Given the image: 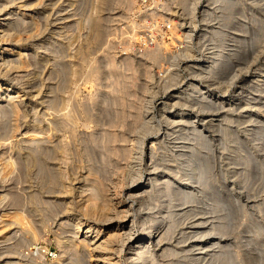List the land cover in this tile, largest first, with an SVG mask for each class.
Here are the masks:
<instances>
[{"label":"rangeland","instance_id":"374dc122","mask_svg":"<svg viewBox=\"0 0 264 264\" xmlns=\"http://www.w3.org/2000/svg\"><path fill=\"white\" fill-rule=\"evenodd\" d=\"M186 2V7H184L181 1L176 0V2H173V8L182 13L188 29H174L172 38L167 36L160 38L157 45H162L163 58L154 60L151 56H148V49L142 53L129 47V29H120L132 11L134 0H0V21L3 16L11 15L4 23H0V29H10L12 27L13 31L19 33V37L11 38L14 40L13 42L19 41L20 45L25 48L22 50L27 53L26 59L28 63L30 62L28 65H31L29 68L15 69L13 72H7L6 69L0 72V80L21 87L18 90V93H20L13 95L15 97L13 99L18 105L17 108H11L12 104L10 105L7 100L0 102V104L10 107L7 108L6 112L4 110L0 111V157L8 159L11 157V160L14 161H10L13 162V165L6 166L8 169L5 167L6 162L4 163L7 160H0V166H3L0 167V217L4 214V218H1L2 221L5 218L10 219L13 214L19 211L20 216L23 215L22 219L29 224L27 229L29 227V230L36 229V236L28 237L26 233H22L19 224L13 223L0 227V232H2L0 234L2 236H0V241L2 240V244L0 242V264H38L41 261L43 263L40 264H44V262L45 264H57L54 260L60 254L67 257L66 264H74L71 261L72 259H69L75 255L72 247L64 253L57 240L58 235L60 233H63L62 235L67 234L71 226L68 223H64L66 226L59 223L64 221L66 216L71 218L79 216L82 221L87 222L93 219L85 216L80 205L78 206L82 200V195H80L81 186L82 188L86 186V182L88 185L84 188H88V186L90 188L91 186L89 180L85 177L90 176L89 179H93L91 177L94 176L96 180L99 178L111 189L119 179V182L122 183L123 181V186L127 187L130 181L127 179V182L126 177L132 169L138 167L135 159L132 157H129L130 160L129 158L125 159V156H121L120 152L114 151L113 153L114 149L110 147H117V145L121 147L130 146L132 152H135L132 153V156H134L139 150V145L144 144L141 145V148L144 146V158L138 162L144 173L150 164L148 147L151 144L156 147L160 146L162 150L164 146L168 147L170 145L174 137L185 136L188 132H192V130L199 131V129L202 130L200 133L202 136L199 134V136L192 139L193 141L190 140L191 143L188 142L190 146H194L198 145L197 142L200 140V147H198L200 148V150L198 149L200 160L202 163L206 161L203 166L204 171L207 173L202 172L205 174H200L202 175L200 181L195 182V185L200 186L201 190L199 194L201 201L198 200L200 203H196L199 208L197 210H200V213H195L200 215V220L202 219L204 222L200 227V231L203 229L205 235L201 236L202 233L200 232V243L204 240L213 241L215 238L218 243L216 245L208 243L206 246L207 248L210 246L209 254H205L206 257H201L200 260L194 259L197 254H194L195 251L191 250L192 246L190 245L196 244L195 238L189 237L184 243H178L176 238L179 234L176 233L174 238H166L159 246L155 245L156 259L159 260L158 263L165 264L166 261L168 262L172 255L163 250L177 244L175 248L181 250L182 253L178 257L179 260L182 259L187 262L190 258H193V264H213L212 254L218 253L217 251L224 247L228 250V254L238 255L235 264H264V0H186ZM228 5H232L231 7L236 10L233 9L234 11H232V8ZM12 11L14 12L12 13ZM94 13L102 15V26L105 25L102 27L104 30L102 36L98 40L90 35H93L90 24L92 22L91 17L97 15ZM14 21L15 23H13ZM10 22L13 23V26L9 24ZM78 24L79 26H77ZM5 41H7V38L2 39V36H0L1 51L2 47L7 46L4 44ZM188 46L189 49L192 47L191 50L188 49ZM62 49L63 51H61ZM78 49L81 50L80 53ZM218 50L220 52L219 61L213 63L214 61L211 60L216 57L215 54L218 53ZM41 53L43 56L39 58L38 55ZM126 54H129L133 59V64L128 58L126 59ZM198 69L200 71L204 69L206 75L204 73H202L204 76L197 75ZM209 69L214 70L210 72ZM215 76L219 78L215 79ZM118 77L120 78L118 79ZM113 81L115 85H113ZM126 83L129 85L127 86ZM195 86L198 89L197 92L193 91ZM200 88L207 90V92L200 91ZM112 89L114 93H112ZM55 95L57 96L55 97ZM48 96L50 97L48 98ZM187 98L189 99L186 100ZM50 100H54V102H50ZM72 101L74 102L72 103ZM65 112L66 114L71 113V116L74 115V122L70 124L69 119L68 122L66 121L63 116ZM182 112L184 113V121L190 122L186 121L183 128L178 126L172 128L176 125L172 121L175 118L179 119ZM110 114L113 116L110 117ZM55 115L63 116L62 119H65V124L59 123V125H56V123L53 124L54 121L49 123V120H52ZM58 118L61 119L60 116ZM150 118L156 127L144 134L139 127V122L141 123L143 120L146 121ZM38 130L42 131V135L46 137V140L44 139L41 143L31 139V134ZM28 132L29 135H27ZM116 133L117 135H115ZM192 136L194 135L192 134ZM23 137L24 139H21ZM112 137L113 140H111ZM126 138L128 140L124 142L123 140ZM57 141L59 142L57 143ZM30 145H32V148L28 147ZM62 147L66 150H63ZM43 148L47 151L50 148L51 150L46 153ZM104 148H107V150ZM30 149L39 151L41 156H45L42 157L46 160L45 163L52 164L53 167L57 165L58 168H61L56 167L60 171V174L56 175L58 177L56 182H61V185L54 182L53 184L56 186L50 189L49 183L51 181L49 180L51 177L49 174L44 171L39 172L38 167L39 170L41 167L37 166L38 163H31L33 165L31 166L30 160H25L27 158L26 153ZM40 151H44L43 154L45 155L41 154ZM117 153L121 157H118ZM60 154L64 155L61 156ZM186 159H182V162ZM7 162L9 163V161ZM8 163L6 164H11ZM97 167L98 171L96 170ZM1 168L4 169L1 170ZM90 169L98 176L93 175ZM41 173L46 177L43 175L45 178L41 179L40 176L42 175H39ZM88 173L91 175H87ZM203 176L206 180H203ZM59 178L60 180H57ZM46 180L49 181L47 182L48 187L45 186L47 184ZM62 181L66 183V190L70 189L72 193L71 191L66 192L65 187L62 188L64 186ZM123 186L121 187L123 190L122 199L126 204L130 201V198L127 194L124 195L126 187ZM36 195L39 196L35 198ZM211 197H217L221 202L219 208H215L216 204L211 202ZM45 199L53 200H51L53 205L49 203L51 210L48 209V205H44L50 200L46 201ZM67 201L72 204L76 203L68 207L64 203ZM34 207L38 210L35 211ZM138 207L136 205V208ZM48 211H51V213H48ZM193 216V214L189 215L187 220H192ZM41 217H45L44 220ZM222 220L227 221V231L224 234L216 233L214 229L208 228L212 227L211 225L221 224ZM1 224L0 222V226H2ZM102 227L104 229V226ZM7 244L12 246L10 247ZM2 247H5L6 250ZM182 247H184V252H182ZM14 248L17 252L14 251ZM85 254L79 257H84Z\"/></svg>","mask_w":264,"mask_h":264},{"label":"bare ground","instance_id":"6f19581e","mask_svg":"<svg viewBox=\"0 0 264 264\" xmlns=\"http://www.w3.org/2000/svg\"><path fill=\"white\" fill-rule=\"evenodd\" d=\"M16 1V0H15ZM41 1V0H39ZM106 1V0H105ZM180 1V0H179ZM186 2V0H184ZM229 1V0H228ZM104 2V1H103ZM189 2V1H188ZM187 3V2H186ZM233 3V2H232ZM231 3V4H232ZM55 4V3H54ZM97 5V4H96ZM191 5V4H189ZM188 5V6H189ZM184 6V5H183ZM212 6V5H211ZM225 6V5H224ZM231 7L232 5H228V7ZM129 7V6H128ZM185 7V6H184ZM220 7V5H219ZM3 8V7H2ZM68 8V7H67ZM98 8H100L98 6ZM97 8V9H98ZM232 11L236 10L235 8L231 7ZM105 9V8H104ZM234 9V10H233ZM63 10V9H62ZM74 10V9H73ZM229 10V9H228ZM10 12V11H9ZM14 11H12L13 13ZM50 12V11H48ZM101 12H102V8H101ZM214 12V11H213ZM208 13V11H207ZM8 14V13H7ZM50 14V13H49ZM72 14V13H71ZM96 16L91 17L92 18V22L91 27H92V34H90L91 36L94 37L95 40H98V38H100V36H102L103 33V25L102 26V15L100 13H94ZM92 14V15H94ZM223 14V13H221ZM230 14V13H229ZM246 14V13H245ZM46 15V14H45ZM11 15H6L5 17L3 16L2 20L0 21V23H4L5 20H7ZM68 16V15H67ZM219 16V15H218ZM223 16V15H222ZM215 17V16H214ZM221 17V16H219ZM78 20V18H76ZM22 20V19H21ZM39 20V19H38ZM53 20V19H52ZM88 20V19H86ZM90 20V19H89ZM105 20V19H104ZM114 20V19H113ZM232 20V19H231ZM260 20V19H259ZM36 21V20H35ZM54 21V20H53ZM108 21V20H107ZM226 21V20H225ZM257 21V20H256ZM22 22V21H20ZM25 22V21H24ZM34 22V21H33ZM106 22V21H105ZM104 22V23H105ZM260 22V21H259ZM262 22V21H261ZM15 23V21L13 22ZM12 23V24H13ZM71 23V22H70ZM80 23V22H79ZM86 23V22H84ZM89 23V22H88ZM11 24V22L9 23ZM11 24V26H13ZM75 24H77L75 22ZM89 24V25H90ZM246 24V23H245ZM244 24V25H245ZM20 25V24H19ZM18 25V26H19ZM23 25V24H22ZM74 25V24H73ZM230 25V24H229ZM258 25V24H257ZM26 26V25H25ZM45 26V25H44ZM72 26V25H71ZM79 26V24L77 25ZM81 26V24H80ZM88 26V25H87ZM17 27V26H16ZM23 27V26H21ZM27 27V26H26ZM31 27V26H30ZM263 27V26H262ZM28 28V27H27ZM34 28V27H33ZM39 29V27H37ZM78 28V27H77ZM13 28L10 27V29H0V36H2V39H6L7 41L4 42V44H6V47H2V51L0 50V72L4 69H6L7 72H13V70L15 71V69H23L24 67H30L31 65H28V61L26 59V55L27 53H25L22 49H25L24 47H22L20 45V42H13L14 40L11 37H17L19 35L18 32H15L12 30ZM19 29V28H18ZM35 29V28H34ZM42 29V28H40ZM60 29V28H59ZM15 30V29H14ZM31 30V29H30ZM29 30V31H30ZM89 30V29H88ZM18 31V30H17ZM33 31V30H32ZM39 31V30H38ZM90 31V30H89ZM28 33V31H26ZM60 32V31H59ZM80 32V31H79ZM246 32V31H245ZM249 32V31H248ZM30 33V32H29ZM224 33V32H223ZM222 33V34H223ZM85 34V33H84ZM179 34V33H176ZM203 34V33H202ZM38 35V34H37ZM180 35V34H179ZM7 36V37H6ZM20 36V35H19ZM18 36V37H19ZM36 36V35H35ZM6 37V38H4ZM10 40H9V38ZM32 37V35H31ZM75 37V36H74ZM96 37V38H95ZM84 38V37H83ZM90 38V37H89ZM67 39V38H66ZM92 39V38H90ZM80 40V39H79ZM85 40V39H84ZM92 41V40H91ZM101 41V39H100ZM55 42V41H54ZM73 42V41H72ZM90 42V40H89ZM97 42V41H96ZM238 42V41H237ZM67 43V42H66ZM65 43V44H66ZM49 44V43H48ZM57 44V43H56ZM64 44V43H63ZM88 44V43H87ZM46 45V44H45ZM72 46V44H70ZM86 45V44H85ZM68 46V45H66ZM191 46V45H189ZM188 46V49H189ZM214 46V45H213ZM218 46V45H217ZM58 47V46H57ZM161 47L162 45H157L156 46H152L150 47V49L148 48V56H151V58H153L154 60H158L159 58L161 59L162 54L161 53ZM83 48V47H82ZM126 48V47H125ZM124 48V49H125ZM192 47H190L189 50H191ZM74 49V48H73ZM88 49V48H87ZM91 49V48H90ZM186 49V48H185ZM57 50V48H56ZM130 50V49H129ZM37 51V50H36ZM47 51V50H46ZM53 51V50H52ZM60 51V50H59ZM63 51V49L61 50ZM65 51V50H64ZM68 51V49H67ZM77 51V50H76ZM81 51V50H80ZM79 49L78 52L80 53ZM40 52V51H39ZM54 52V51H53ZM56 53V52H55ZM82 53V52H81ZM143 53V52H142ZM31 54V53H30ZM44 54V53H43ZM65 54V53H64ZM222 54V53H221ZM227 54V53H225ZM63 55V54H61ZM117 55V54H116ZM145 55V54H144ZM167 55V54H166ZM216 57L211 60L214 61L213 63H215L218 60V57L220 56V52L218 50V53L215 54ZM39 58H42V53L38 55ZM58 56V55H56ZM64 56V55H63ZM72 56V55H71ZM82 56V55H81ZM126 59L128 58L131 61V64H133V59L130 57V55L126 54ZM223 56V55H222ZM226 57V56H225ZM63 58V57H62ZM75 58V57H74ZM83 58V57H82ZM163 58V57H162ZM221 58V57H220ZM36 59V58H34ZM48 59V58H46ZM57 59V58H55ZM54 59V60H55ZM95 59V58H94ZM228 59V58H227ZM85 60V58H84ZM115 60V59H114ZM135 60V59H134ZM49 61V60H47ZM60 61V60H59ZM67 61V60H66ZM83 61V59H82ZM113 61V60H111ZM161 61V60H160ZM219 61V60H218ZM44 62V61H43ZM76 62V61H75ZM79 62V61H78ZM110 62V61H109ZM115 62V61H114ZM34 63V62H33ZM117 63V62H116ZM157 63V61H156ZM159 63V62H158ZM218 63V62H217ZM56 64V63H55ZM72 64V62H71ZM112 64V63H111ZM128 64V63H126ZM63 65V64H62ZM75 65V64H74ZM79 65V64H78ZM84 65V64H83ZM88 65V64H87ZM90 65V64H89ZM227 65V64H226ZM39 66V65H38ZM77 66V65H76ZM81 66V65H80ZM132 66V65H131ZM161 66V65H158ZM56 67V66H55ZM110 67V66H109ZM117 67V66H116ZM119 67V66H118ZM148 67V66H147ZM216 67V66H215ZM61 68V67H60ZM72 68V67H71ZM113 68V67H112ZM127 68V67H126ZM161 68V67H160ZM217 68V67H216ZM63 69V68H62ZM73 69V68H72ZM79 69V68H77ZM92 69V68H90ZM121 69V68H120ZM134 69V68H133ZM150 69V68H149ZM215 69V68H214ZM213 69V70H214ZM65 70V69H64ZM69 70V69H68ZM82 70V69H81ZM100 70V69H99ZM114 70V68H113ZM128 70V69H125ZM135 70V69H134ZM213 70L209 69V71L213 72ZM22 71V70H21ZM112 71V70H111ZM147 71V70H146ZM204 69L200 71V69H198V73L197 75H203L202 73H204ZM4 72V71H3ZM3 72L1 73L3 75ZM18 72V70H17ZM20 72V71H19ZM59 72V71H57ZM69 72V71H68ZM79 72V71H76ZM75 72V73H76ZM95 72V71H94ZM215 72V71H214ZM25 73V72H24ZM42 73V70H41ZM61 73V72H60ZM64 73V72H63ZM67 73V72H66ZM73 74V72H71ZM120 73V72H119ZM118 73V74H119ZM123 73V72H122ZM209 73V72H208ZM7 74V73H6ZM58 74V73H57ZM68 74V73H67ZM79 74V73H78ZM114 74V73H113ZM112 74V75H113ZM124 74V73H123ZM127 75V73H125ZM171 74V73H170ZM206 75V73H204ZM218 74V73H217ZM8 75V74H7ZM6 75V76H7ZM41 75V74H40ZM51 75V74H50ZM88 75V74H86ZM90 75V74H89ZM98 75V74H97ZM148 75V74H147ZM216 75V74H215ZM5 76V74H4ZM37 76V74H36ZM80 76V75H78ZM120 76V75H119ZM134 76V75H133ZM150 76V75H149ZM180 76V75H179ZM204 76V75H203ZM224 76V75H223ZM8 77V76H7ZM20 77V76H19ZM48 77V76H46ZM66 77V76H65ZM92 77V76H91ZM130 77V75H129ZM129 77H127L129 79ZM23 78V77H22ZM71 78V77H70ZM116 78V77H113ZM120 77H118L119 79ZM131 78V77H130ZM137 78V77H136ZM148 78V77H147ZM150 78V77H149ZM219 78L215 76V79ZM29 79V78H28ZM127 79V81H129ZM9 80V79H8ZM20 80V79H19ZM23 80V79H22ZM25 80V79H24ZM61 80V79H60ZM115 80V79H114ZM122 80V79H121ZM58 81V80H57ZM71 81V80H70ZM123 81V80H122ZM131 81V80H130ZM65 82V81H64ZM68 83V81H66ZM219 82V81H218ZM18 83V82H17ZM125 83V82H122ZM117 84V82H116ZM120 84V83H119ZM40 85V84H39ZM52 85V84H51ZM55 85V84H54ZM60 85V84H58ZM72 85V84H71ZM113 85L114 81H113ZM126 85L128 86L129 84L126 83ZM193 85V84H192ZM121 86V85H120ZM126 86V88H127ZM134 86V85H133ZM40 87V86H39ZM66 87V86H65ZM113 87V86H112ZM111 87V88H112ZM201 87V86H200ZM21 87H18L10 82L7 81H2L0 80V102H3L5 100L9 101L10 105L12 104L11 108L15 107L17 108V103L15 102V98L13 95L15 93H18V90ZM52 88V87H51ZM69 88V86H68ZM63 89V88H62ZM66 89V88H64ZM77 89V88H76ZM125 89V88H124ZM129 89V88H128ZM217 89V88H216ZM61 90V89H60ZM123 90V89H121ZM131 90V89H130ZM203 90V91H202ZM56 91V90H55ZM73 91V90H72ZM128 91V90H126ZM132 91V90H131ZM190 91V90H189ZM194 92H197L198 89H193ZM200 91L202 92H207V90L205 89H201ZM52 92V91H51ZM69 92V91H68ZM144 92V91H143ZM20 93V92H19ZM18 93V94H19ZM61 93V92H60ZM66 93V92H65ZM112 93L113 89H112ZM111 93V94H112ZM120 93V92H118ZM153 93V92H152ZM175 93V92H174ZM51 95V94H50ZM124 95V94H123ZM122 95V96H123ZM44 96V95H43ZM57 95H55L56 97ZM115 96V95H114ZM145 96V95H144ZM21 97V96H20ZM50 96H48L49 98ZM119 97V95L117 96V98ZM205 97V96H204ZM208 97V96H207ZM17 98V96H16ZM47 98V99H48ZM116 98V99H117ZM121 98V97H120ZM138 98V97H136ZM210 98V97H208ZM43 100V98H41ZM51 99V98H50ZM56 99V98H55ZM126 99V98H125ZM189 98H187L186 100H188ZM254 99V98H253ZM19 100V99H18ZM37 100V99H36ZM65 100V99H64ZM182 100V99H181ZM213 100V99H211ZM116 101V100H115ZM185 101V100H183ZM49 102V101H47ZM50 102H54V100H50ZM65 102V101H64ZM63 102V103H64ZM74 101H72L73 103ZM147 102V101H146ZM171 102V101H170ZM186 102V101H185ZM7 103V104H9ZM60 103V102H59ZM62 103V102H61ZM60 103V104H61ZM88 103V102H87ZM103 103V102H102ZM121 103V102H120ZM128 103V102H127ZM135 103V102H134ZM172 103V102H171ZM175 103V102H174ZM182 103V102H181ZM189 103V102H188ZM200 103V102H199ZM203 103V102H202ZM57 104V103H56ZM65 104V103H64ZM77 104V103H76ZM131 104V103H130ZM208 104V103H207ZM66 105V104H65ZM143 105V104H142ZM211 105V104H210ZM61 106V105H60ZM58 106V107H60ZM85 106V105H84ZM91 106V105H89ZM126 106V105H125ZM206 106V105H205ZM229 106V105H228ZM55 107V106H54ZM69 107V106H68ZM119 107V106H118ZM148 107V106H147ZM7 108L9 109L10 107H8V105L5 104H0V111L4 110L6 112ZM38 108V107H37ZM70 108V107H69ZM73 108V106H72ZM77 108V107H76ZM75 108V109H76ZM135 108V107H133ZM139 108V107H138ZM218 108V107H217ZM35 109V108H34ZM51 109V108H50ZM87 109V108H86ZM11 110V109H10ZM17 110V109H16ZM49 110V109H48ZM141 110V109H140ZM3 111V112H4ZM15 111V110H13ZM12 111V112H13ZM47 111V110H46ZM86 111V110H84ZM92 111V110H91ZM11 112V111H10ZM9 112V113H10ZM62 112V110H61ZM60 112V113H61ZM74 112V111H73ZM79 112V111H78ZM97 112V111H96ZM105 112V111H104ZM117 112V111H116ZM56 113V112H54ZM75 113V112H74ZM89 113V112H88ZM133 113V112H132ZM5 114V113H4ZM3 114V115H4ZM44 114V113H43ZM69 114H66L64 118H66V121L68 122L69 119V123L71 124V122H74L73 119V114L72 116ZM80 114V113H79ZM256 114V113H255ZM11 115V114H10ZM57 115V114H56ZM53 116L52 120L50 121H54L53 124L56 123V125L59 123H61L62 125L65 124V119H62L63 116H60L61 119L58 118V116ZM93 115V114H92ZM91 115V116H92ZM102 115V114H101ZM118 115V114H117ZM122 115V114H121ZM133 115V114H132ZM80 116V115H79ZM97 116V115H96ZM113 116V115H112ZM110 114V117H112ZM179 116V115H178ZM5 117V116H4ZM37 117V116H36ZM45 117V116H44ZM52 117V116H51ZM98 117V116H97ZM102 117V116H101ZM115 117V116H114ZM136 117V116H135ZM140 117V116H139ZM138 117V118H139ZM180 118H175L172 122L174 124H176L175 126H172V128H175L176 126L183 128L186 124V121H184L183 117H184V113L182 112L179 116ZM41 118V117H40ZM95 118V117H94ZM100 118V117H99ZM108 118V117H107ZM125 118V117H123ZM148 118V117H147ZM4 119V118H3ZM93 119V118H92ZM121 119V118H120ZM127 119V118H126ZM125 119V120H126ZM211 119V118H210ZM7 120V119H6ZM9 120V119H8ZM41 120V119H40ZM91 120V119H89ZM140 120V119H139ZM190 120V119H189ZM192 120V119H191ZM232 120V119H231ZM5 121V120H4ZM13 121V120H12ZM84 121V120H83ZM103 121V120H102ZM159 121V120H158ZM9 122V121H8ZM18 122V121H17ZM97 122V121H96ZM111 122V121H110ZM120 122V121H119ZM123 122V121H122ZM130 122V121H129ZM134 122V121H133ZM136 122V121H135ZM138 122V121H137ZM190 122V121H187ZM48 123V124H49ZM108 123V122H107ZM112 123V122H111ZM170 123V122H168ZM171 123V124H173ZM192 123V121H191ZM109 124V123H108ZM113 124V123H112ZM119 124V123H118ZM194 124V123H193ZM197 124V123H196ZM6 125V124H5ZM19 125V124H18ZM40 125V124H39ZM73 125H75V123H73ZM106 125V124H105ZM157 125V124H156ZM166 125V124H165ZM4 126V125H3ZM87 126V125H86ZM104 126V125H103ZM108 126V125H107ZM192 126V125H191ZM68 127V126H67ZM66 127V128H67ZM74 127V126H72ZM115 127V125H114ZM137 127V126H136ZM139 127L141 128V130L143 131V133H147L150 130L154 129L156 126L154 125L152 119H147L146 121H142L141 123L139 122ZM171 127V126H170ZM187 127V126H186ZM19 128V127H18ZM50 128V127H49ZM65 128V129H66ZM116 128V127H115ZM169 128V127H168ZM177 128V127H176ZM191 128V127H190ZM109 129V128H108ZM171 129V128H170ZM187 129V128H186ZM192 129H194V127H192ZM196 129V128H195ZM229 129V128H228ZM54 130V128H53ZM72 131H74L73 129H71ZM100 130V129H99ZM118 130V129H117ZM180 130V129H179ZM29 131V130H28ZM108 131V130H106ZM172 131V130H171ZM176 131V130H175ZM187 131V130H186ZM200 131V132H199ZM199 131L195 130L192 132H188L187 135L185 136H177L174 137V139H172V141L170 142V145L168 147H163L161 150V147L158 146H154L153 144H151V146H149L148 148V157L150 160V164L148 165V167L146 168V172L143 173L142 168L139 166V161H141L144 158V144H140L138 147V151L137 153L132 156V148L130 146L127 147H121L119 145H117V147H110L113 148V153L114 151L120 152L121 156H125V159L132 157L133 159L136 160V164L138 165V167H133L135 169L131 170V173L126 177V180L128 179L130 181V183L126 186H123V181L122 183L118 182L116 184H113V190L107 186V184H105L103 181H100L99 178H96L93 176L95 175L92 171V169H90L91 173L93 174L91 178L93 179H89V177H85V179L89 180V184L91 185L90 188L88 186V188H84L87 187L88 183L86 182V186H84L81 189L82 191H80V195H82V200L78 201L80 205V208L82 209L81 211H83V213L85 214V216H87L88 218L91 217V221L87 222V221H82L81 217L79 218V216H76L74 218H71L70 216H66L64 218V221H61L59 224L62 225L64 223H68L70 224V228L68 229H64V230H68L67 234L62 235L63 233H60L58 235V244L61 248L62 251H64V253H66L67 251H69V248L72 247V251L74 257H72L71 254V261L74 262V264H82L83 262L85 264H162V263H158V259H156V246H159L161 244V242L166 239V238H174V234L178 233L179 236H177L176 239H178V243L180 242H185L186 240L189 239V237L191 238H195V243L196 244H192L190 246L191 250H194L195 253L197 254V257H194V259H199L201 257L205 258L206 255L205 254H209V247L207 248L206 245H208V243H210L212 245L213 244H217L218 242L215 241V239L213 241H201L200 243V232L202 233L201 236L204 234L203 233V229H201L200 231V227H202V225L204 224V222L202 221V219L200 220V215H197L196 213H200V210H197V206L196 203H200V198H199V194H200V186L197 187L195 185V182H199L200 181V174H205L207 172H205V168H204V161L203 163L200 160V153L198 152V149L200 150V140L198 143V145H192L190 146L188 144V142L192 139L199 136V134L201 133L202 130L199 129ZM42 131L38 130L37 132H31V139L35 140L38 143L43 142V140H46V137H44V135H42L41 133ZM92 132V131H91ZM90 132V133H91ZM104 132V131H103ZM117 132V131H116ZM122 132V131H121ZM174 132V131H173ZM264 132V131H263ZM108 133V132H107ZM118 133V132H117ZM117 133L115 135H117ZM124 134V133H123ZM185 134V133H184ZM192 134L194 136H192ZM27 135H29V132L27 133ZM51 135V134H50ZM74 135V134H73ZM85 135V134H84ZM95 135V134H94ZM98 135V134H97ZM105 135V134H104ZM180 135V134H179ZM201 135V134H200ZM204 135V134H203ZM231 135V134H230ZM229 135V136H230ZM46 136V134H45ZM92 136V135H91ZM90 136V137H91ZM114 136V133H113ZM146 136V135H145ZM202 136V135H201ZM260 136V135H259ZM30 137V136H29ZM76 137V136H75ZM83 137V136H82ZM125 137V136H124ZM57 138V137H56ZM62 138V137H61ZM110 138V137H108ZM122 138V137H121ZM230 138V137H229ZM21 139H24L21 138ZM27 139V138H25ZM91 139V138H90ZM116 139V138H115ZM143 139V138H142ZM226 139V138H225ZM11 140V139H10ZM28 140V139H27ZM63 140V138H62ZM79 140V139H78ZM109 140V139H108ZM113 140V137L112 139ZM119 140V139H118ZM126 140H128V138L124 139L123 141L125 142ZM170 140V139H169ZM24 141V140H21ZM31 141V140H30ZM104 141V140H103ZM190 141V143H191ZM206 141V140H204ZM7 142V141H6ZM26 142V141H25ZM28 142V141H27ZM53 142V141H52ZM59 141H57L58 143ZM102 142V141H101ZM115 142V141H114ZM166 142V141H165ZM203 142V141H201ZM9 143V142H8ZM88 143V142H87ZM138 143V142H137ZM164 143V142H163ZM31 144V143H30ZM63 145L65 143H62ZM90 144V143H89ZM121 144V143H119ZM124 144V143H123ZM160 144V143H159ZM196 144V143H195ZM204 144V143H201ZM20 145V144H19ZM57 145V144H56ZM60 145V143H59ZM66 145V144H65ZM112 145V144H111ZM138 145V144H137ZM38 146V145H37ZM62 146V145H60ZM69 146V145H68ZM94 146V145H93ZM123 146V145H122ZM163 146V145H161ZM32 148V145L28 146ZM46 147V146H45ZM44 147V148H45ZM64 148H67L66 146H63ZM62 147V149H63ZM88 147V146H87ZM86 147V148H87ZM104 147V146H103ZM130 147V148H129ZM10 148V147H9ZM12 148V147H11ZM17 148V147H16ZM43 148V150H44ZM59 148V147H58ZM70 148V147H69ZM39 149V147H38ZM37 149V150H38ZM48 149V148H47ZM61 149V148H60ZM107 150V148H104ZM192 149V150H191ZM21 150V149H20ZM40 150V149H39ZM49 150V149H48ZM51 150V148H50ZM49 150V151H50ZM66 150V149H63ZM62 150V151H63ZM90 150V148H89ZM137 150V149H136ZM46 153L49 152L47 150H44ZM43 151V152H44ZM8 152V151H7ZM41 152V151H40ZM43 152H41V154H43ZM64 152V151H63ZM62 152V153H63ZM85 152V151H84ZM55 153V152H54ZM53 153V154H54ZM66 153V152H64ZM256 153V152H255ZM1 154V153H0ZM5 153H3L4 155ZM56 154V153H55ZM68 154V153H67ZM116 154V153H115ZM119 153H117L118 155ZM45 155V154H43ZM61 155V154H60ZM64 155V154H63ZM61 155V156H63ZM66 155V154H65ZM95 155V154H94ZM108 155V154H107ZM6 156V154H5ZM11 156V155H10ZM52 156V155H50ZM59 156V155H58ZM87 156H91V155H87ZM106 156V154H105ZM104 156V157H105ZM116 156V155H115ZM118 155V157H121ZM26 159L25 160H30L29 163L31 165V163L33 164H39L37 166H40L41 169L39 170L38 167V171L40 172H46L49 174V176L51 177L49 181H51L50 186L48 185L46 180L45 186L46 187H51L50 189H52L53 186H56L55 184H53L54 182H56V178H58L56 175L60 174V171L56 169L57 165H55L54 167L52 166V164H47L45 163L46 160L42 159V157L45 156H41L39 151L37 152L36 150H29L26 153ZM67 157V155H66ZM64 157V158H66ZM92 157V156H91ZM110 157V156H109ZM187 159H186V158ZM56 158V157H53ZM59 158V157H58ZM61 158V157H60ZM95 158V157H94ZM51 159V158H50ZM104 159V158H102ZM182 159H186L184 162L185 164L182 165ZM206 158L204 157V160ZM0 160H7L9 161V164L7 161H4V163H8L9 165H7L5 163V167L6 166H11L13 165V159L11 160V157L8 158H4V157H0ZM19 160V159H18ZM66 160V159H65ZM69 160V159H67ZM101 160V159H99ZM130 160V158H129ZM0 161V164H1ZM13 161V162H10ZM94 161V160H93ZM110 161V160H107ZM106 161V162H107ZM117 161V160H116ZM115 161V162H116ZM203 161V158H202ZM49 162V161H47ZM62 162V161H60ZM95 162V161H94ZM133 162V161H132ZM3 163V162H2ZM18 163V162H17ZM26 163V162H25ZM96 163V162H95ZM202 163V164H201ZM247 163V162H246ZM104 164V163H103ZM102 164V165H103ZM111 164H113L111 162ZM201 164V165H200ZM15 165V164H14ZM25 165V164H24ZM26 165H28V163H26ZM29 165V166H30ZM97 165V164H96ZM99 165V163H98ZM115 165V164H114ZM123 165V163H122ZM136 165V166H137ZM206 165V164H205ZM22 166V165H21ZM33 166V165H31ZM30 166V168H31ZM104 166V165H103ZM106 166V165H105ZM112 166V165H111ZM3 167V166H0ZM206 167V166H205ZM208 167V166H207ZM8 168V167H6ZM27 168V167H26ZM25 168V169H26ZM58 168V167H57ZM60 168V167H59ZM58 168V169H59ZM103 168V167H102ZM120 168V167H119ZM4 168H1V170ZM9 169V168H8ZM14 169V168H13ZM21 169V168H20ZM37 169V168H36ZM35 169V172H36ZM61 169V168H60ZM98 169V167L96 168V170ZM100 169V168H99ZM106 169V167H105ZM110 169V168H109ZM230 169V168H229ZM263 169V168H262ZM32 170V169H30ZM66 170V169H65ZM24 171V170H23ZM59 171V172H58ZM98 171V170H97ZM100 171V170H99ZM110 171V170H108ZM238 171V170H237ZM1 172V171H0ZM14 172V171H13ZM33 172V171H32ZM107 172V171H106ZM123 172V171H122ZM128 172V171H127ZM205 172V173H202ZM5 173V172H4ZM3 174V173H1ZM6 174V173H5ZM62 174V171H61ZM8 175V174H7ZM37 175V174H36ZM39 175H42L40 177H42L41 179L45 178L46 176L41 173ZM45 177H44V176ZM47 175V174H46ZM87 175H91L90 173H88ZM97 175V174H96ZM95 175V176H96ZM101 175V174H100ZM111 175V174H110ZM225 175V174H224ZM4 176V175H2ZM98 176V175H97ZM248 176V175H247ZM61 177V176H60ZM67 177V176H66ZM101 177V176H100ZM104 177V176H103ZM208 177V176H207ZM226 177V176H225ZM31 178V177H30ZM95 178V179H94ZM204 178V179H203ZM203 180H206L205 177L203 176ZM35 179V178H34ZM49 179V178H48ZM104 179V178H103ZM57 180H60L57 179ZM111 180V179H110ZM124 180V179H123ZM127 180V182H128ZM247 180V179H246ZM91 181V182H90ZM40 182V181H39ZM45 182V181H44ZM64 183V186L62 188L65 187V182L62 181ZM93 182V183H92ZM204 183V182H203ZM214 183V182H213ZM58 184L61 185V182H58ZM202 184V182H201ZM44 185V183H43ZM48 185V186H47ZM208 185V184H206ZM210 185V184H209ZM245 185V184H244ZM30 186V185H29ZM69 186V185H68ZM126 187L125 191H124V195H128V197L130 198V201L126 204H124L125 202L122 199V192L123 190L121 189V187ZM7 187V186H6ZM14 187V186H13ZM57 188V187H56ZM67 186L64 188V190H66ZM70 188V187H69ZM77 188V187H76ZM208 188V187H207ZM59 189V188H58ZM80 189V190H81ZM54 191V190H53ZM61 191V189H60ZM70 192L72 193V190L67 189L66 192ZM203 191V190H202ZM37 192V191H36ZM63 193V191H61ZM65 192V191H64ZM65 192V194H67ZM33 193V192H32ZM79 193V192H78ZM82 193V194H81ZM202 193V192H201ZM5 195V193H4ZM30 196V195H29ZM39 195H36V197H38ZM15 197V196H14ZM18 197V196H17ZM28 198V197H27ZM59 198V197H58ZM3 199V198H2ZM38 199V198H37ZM211 202H214L216 204L215 208H219L221 205V202H219V200L217 199V197H211ZM46 200V199H45ZM50 200V199H47ZM46 200V201H47ZM52 200V199H51ZM48 201L46 202V204L44 205H48V209H52L50 208L49 203H52V201ZM69 200V199H68ZM200 200V201H198ZM33 201V200H32ZM35 201V200H34ZM63 201V200H62ZM75 201V200H74ZM72 201V202H74ZM38 202V201H37ZM41 202V201H40ZM131 202V203H130ZM67 204L68 207H70L72 204L71 202H64ZM57 204V203H56ZM211 204V203H208ZM53 205V203H52ZM61 205V204H60ZM77 205V204H76ZM136 205L139 206L138 208H136ZM206 205V204H205ZM36 206V205H35ZM38 207V206H36ZM34 207L37 211L38 209ZM41 207V206H40ZM66 207V205H65ZM74 207V206H73ZM200 207V206H199ZM214 207V206H213ZM199 209V208H198ZM42 210V209H41ZM55 210V209H54ZM223 210V209H222ZM40 211V210H39ZM47 211V210H44ZM216 211V209H215ZM220 211V210H219ZM218 211V212H219ZM19 212V211H18ZM18 212H14L15 214H13L11 216L10 219H3V221L1 220V218H4V214L3 216L0 217V222L2 223L0 227H3L4 225H11L13 223L19 224V226L21 227V231L23 234H27L28 237H35L36 236V229H27V226H29L28 223H26V221H24L22 219V216H20V213ZM42 212V211H41ZM196 212V213H195ZM205 212V211H204ZM213 212V211H212ZM7 213V212H4ZM44 213V212H42ZM47 213V212H46ZM48 213H51V211ZM47 213V214H48ZM157 213V214H156ZM195 213V214H194ZM22 214V213H21ZM31 214V212H30ZM193 214V219L192 220H187V218L189 217V215ZM206 214V213H205ZM227 214V213H226ZM40 215V214H39ZM43 215V214H42ZM10 216V214H9ZM41 216V215H40ZM44 216V215H43ZM48 216V215H47ZM82 216V215H81ZM221 216V215H219ZM227 216V215H226ZM8 217V215H7ZM27 217V216H25ZM24 217V218H25ZM46 217V216H45ZM45 217H41L44 218ZM195 217V218H194ZM84 219V218H83ZM225 219V218H224ZM33 220V219H32ZM42 220V219H40ZM42 220V222H43ZM89 220V219H87ZM170 220V221H169ZM181 220V221H179ZM6 221V222H5ZM179 221V222H178ZM32 222V221H31ZM36 222V221H34ZM94 222V223H93ZM117 222V223H116ZM226 220H222V223L219 225H211L212 227H208L211 229H214L216 231V233H223L227 231L226 228ZM41 223V222H40ZM49 223V222H48ZM213 223V222H212ZM42 224V223H41ZM218 224V223H217ZM229 224V223H228ZM65 225V224H64ZM43 226V225H42ZM66 226V225H65ZM104 226V229H102ZM19 227V228H20ZM41 227V226H40ZM45 227V226H44ZM64 227V226H63ZM57 228V227H56ZM190 228V229H189ZM189 229V230H187ZM210 229V231H211ZM10 230V229H9ZM19 230V231H20ZM26 230V231H25ZM57 230V229H56ZM60 230V229H59ZM206 230V229H205ZM1 231H3V229H1ZM7 231V230H5ZM15 231V230H14ZM20 231V232H21ZM38 231V230H37ZM207 231V230H206ZM4 232V231H3ZM63 232V231H62ZM65 232V231H64ZM205 232V231H204ZM2 232H0L1 234ZM15 233V232H14ZM18 233V232H17ZM6 234V233H4ZM4 234H2L4 236ZM8 234V233H7ZM58 234V232H57ZM177 234V235H178ZM16 235V234H15ZM83 235V236H82ZM205 235V234H204ZM203 235V236H204ZM1 236V235H0ZM6 236V235H5ZM173 236V237H172ZM208 236V235H207ZM2 237V236H1ZM7 238V237H4ZM10 238V237H9ZM256 238V237H255ZM26 239V238H25ZM9 240V239H8ZM11 240V239H10ZM29 240V239H28ZM2 241V240H1ZM0 241V242H1ZM24 241V240H23ZM255 241V240H254ZM194 242V241H193ZM215 242V243H214ZM4 243H6L4 241ZM3 243V244H4ZM2 244V242H1ZM209 244V245H210ZM232 244V243H231ZM9 245V244H7ZM156 245V246H155ZM170 245V244H169ZM3 246V245H2ZM10 246V245H9ZM12 246V245H11ZM10 246V247H11ZM177 246V244H176ZM175 245H173L172 247L170 246L169 248L166 247L163 251L169 253L170 255H172V257L170 258V260L165 264H193L192 263V259L190 258L189 261L185 262V260L183 261L182 259L179 260V255H181L182 253L177 250V248ZM180 246V245H178ZM220 246V245H219ZM9 247V248H10ZM189 247V245H188ZM3 248V247H2ZM8 248V249H9ZM163 248V247H162ZM184 247H182L183 250ZM4 250L5 247L3 248ZM16 248H14L15 251ZM179 249V248H178ZM189 250V249H187ZM11 251V249H10ZM9 251V252H10ZM162 251V252H163ZM186 251V250H185ZM8 252V253H9ZM13 252V251H11ZM17 252V250L15 251ZM14 252V254H15ZM83 255L85 254L86 256H82L79 257L77 256L78 254ZM184 252V250L182 251ZM218 253L216 254H212L213 258H212V262H214L213 264H235L237 261V256L236 254L230 255L228 254V250L224 247L221 248L220 251H217ZM234 252V251H233ZM239 252V251H238ZM4 253V252H3ZM62 253V252H61ZM167 253H165L167 255ZM187 253V252H186ZM185 253V254H186ZM232 253V252H231ZM235 253V252H234ZM24 254V253H23ZM204 254V255H203ZM42 255V254H41ZM61 255V256H60ZM58 256V258H56V263L57 264H66L67 262V257L64 254H60ZM188 257V253L186 254ZM193 255V254H192ZM1 256V255H0ZM124 256V257H123ZM183 256V255H182ZM41 257V256H39ZM69 257V255H68ZM87 257V258H86ZM123 257V258H121ZM161 257V256H160ZM187 257V259H188ZM42 258V257H41ZM31 259V258H30ZM82 259V260H81ZM123 259V260H122ZM184 259V258H183ZM186 259V258H185ZM240 259V258H239ZM10 260V259H8ZM37 260V259H36ZM182 260V261H181ZM2 261V260H1ZM7 261V260H5ZM35 261V260H34ZM83 261V262H82ZM8 262V261H7ZM6 262V263H7ZM17 262V260H16ZM19 262V261H18ZM38 262V260H37ZM42 262V261H41ZM41 262H39L38 264H40ZM72 262V263H73ZM183 262V263H182ZM199 262V261H198ZM1 263V262H0ZM43 263V262H42ZM4 264V263H3ZM34 264V263H33ZM45 264V262H44Z\"/></svg>","mask_w":264,"mask_h":264},{"label":"built area","instance_id":"2783aa9c","mask_svg":"<svg viewBox=\"0 0 264 264\" xmlns=\"http://www.w3.org/2000/svg\"><path fill=\"white\" fill-rule=\"evenodd\" d=\"M180 1L186 7L187 3ZM173 2L176 0H134L129 17L120 27L129 29V47L143 52L162 37L172 38L174 29H188L182 13L173 8Z\"/></svg>","mask_w":264,"mask_h":264}]
</instances>
